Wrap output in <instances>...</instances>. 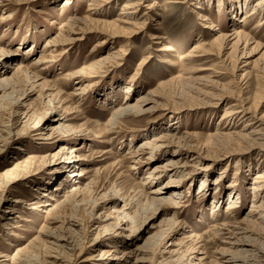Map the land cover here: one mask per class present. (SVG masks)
I'll use <instances>...</instances> for the list:
<instances>
[{
	"label": "rangeland",
	"instance_id": "obj_1",
	"mask_svg": "<svg viewBox=\"0 0 264 264\" xmlns=\"http://www.w3.org/2000/svg\"><path fill=\"white\" fill-rule=\"evenodd\" d=\"M232 1L233 20L230 0H0V177L22 163L0 180L4 264H51L48 253L60 256L52 264H226L256 251L264 264V246L233 244L264 245V218L250 210L264 198L262 184L253 199L264 143L250 116L264 115V23L254 27L264 5L241 22L256 0ZM245 21L244 53L211 42ZM218 94L224 103L211 105ZM237 99L251 112L221 118ZM127 104L144 110L115 116ZM165 131L182 143L157 140ZM173 157L186 163L174 185ZM230 191L239 192L231 213ZM50 231L64 236L59 252L47 248Z\"/></svg>",
	"mask_w": 264,
	"mask_h": 264
},
{
	"label": "bare ground",
	"instance_id": "obj_2",
	"mask_svg": "<svg viewBox=\"0 0 264 264\" xmlns=\"http://www.w3.org/2000/svg\"><path fill=\"white\" fill-rule=\"evenodd\" d=\"M105 1H110V0H105ZM174 1H178V0H174ZM237 2H240V0H236ZM245 1L246 0H244L243 1V4H245ZM66 3V2H65ZM125 5V4H124ZM132 5V4H131ZM262 5H264V0H256V3L254 4V6L253 7H251V9L248 11V14H242V16H241V18H238V20L237 21H244V20H246L247 19V17H249V16H252V15H254V14H258V11L260 10V8H262ZM127 5H125V7H126ZM130 6V5H129ZM128 6V7H129ZM228 8H229V12H230V15H231V20H233V16H235L236 14H238L237 13V9H238V6H237V4H235L233 1L231 2V0H230V4H229V6H228ZM127 9V8H126ZM135 9V8H134ZM254 9H256V10H254ZM134 10H129V11H127L128 13H130V12H133ZM126 13V12H125ZM127 15V14H126ZM203 15V14H202ZM131 16V15H130ZM0 18H2V16H0ZM206 19V18H205ZM120 20H122V19H120ZM72 21V20H71ZM128 21H130V20H128ZM127 21V22H128ZM209 21V20H208ZM204 22H205V20H204ZM210 22V21H209ZM73 23V22H72ZM108 24H111V25H113L114 27L115 26H117V27H115L114 28V30H112L111 32L112 33H114V31L116 32V31H118L119 32V30L118 29H116V28H118V27H120L119 25H117L116 23H115V21H108L107 22ZM264 23V18H260L258 21H257V23L255 24V28H257V27H259L260 25H262ZM207 24H208V22H207ZM71 26H73L72 24H70ZM245 25H246V21L245 22H243V24H242V26L241 27H239V26H233V25H231V26H233V27H231L230 29H225L226 31H222V32H217L218 34H216V36L215 37H213V39L211 40V42H216V41H219V42H221L223 45H229V47H228V50L229 51H234V53H232V54H235V52H241V53H244V48H246L247 47V45L249 44L248 43V41H250V40H252L253 39V37L249 34V33H247V31H246V29H245ZM209 26V25H208ZM215 28V27H214ZM71 31H73V30H71ZM216 33V32H215ZM60 34V33H59ZM110 36H114V35H110ZM66 37V36H65ZM64 37V38H65ZM103 38V37H102ZM66 39V38H65ZM67 39H70V38H68L67 37ZM72 39H75V38H72ZM104 39H106L105 37H104ZM100 42H102V39L101 40H99ZM99 42V43H100ZM253 42V44L254 45H256V46H258L259 45V42L258 41H252ZM251 43V42H250ZM97 44V43H96ZM196 46V45H195ZM200 47L201 45L200 44H198L197 46H196V49H197V47ZM202 48H203V45L201 46ZM195 49V48H194ZM197 50H199V49H197ZM205 50V49H204ZM206 51H208L207 49H206ZM3 53H7V51H4ZM110 53V54H109ZM109 53H107V54H105V55H101V56H99L96 60H95V62L94 63H96V64H98V63H100V62H102V61H104V60H106V59H109V58H111V57H115L116 56V54H114L113 53V51L112 52H109ZM230 53V52H229ZM230 53V55H232ZM109 54V55H108ZM218 54H219V56H221L222 55V53H220V52H218ZM228 54V53H227ZM229 56V55H228ZM233 56V55H232ZM235 56V55H234ZM227 57V56H226ZM229 59H231V56H230V58ZM234 60V59H233ZM235 60H236V58H235ZM235 62V61H234ZM228 63V62H227ZM229 64V63H228ZM234 65V64H233ZM236 65V64H235ZM235 67V66H234ZM14 68V67H13ZM18 66L14 69V70H18ZM216 71V70H215ZM218 72V71H217ZM219 73H221V72H219ZM71 75H73V74H71ZM198 80H200V81H198L199 83H202V84H205L206 82H203V81H201L202 80V77L201 78H197ZM204 79V78H203ZM207 79V78H206ZM208 80V79H207ZM207 80H205V81H207ZM195 83V82H194ZM193 83V84H194ZM208 84V83H207ZM82 89H84L83 87H82ZM130 91V89L128 90V91H125V99H129V96H128V94H126V92H129ZM196 91V90H195ZM77 93H80V92H77ZM106 94V93H105ZM106 95H108V93L106 94ZM110 96V95H109ZM223 96L222 95H219L218 94V96H214V97H210L211 98V101H209L210 102V104L211 105H216L218 102L219 103H224L223 102V100H225V99H223L222 98ZM234 98V97H233ZM240 98V97H239ZM112 99V98H111ZM213 99V100H212ZM243 99V98H242ZM242 99H237V101L239 102V103H234V104H230V105H232V107H229L225 112H224V114L221 116V118L222 117H228V116H231V114H239V113H241V116L243 117L246 113H248L249 111L251 112V107H250V105H248V106H245L246 104H244V102L242 101ZM81 100H83V98L81 99ZM127 101V100H126ZM125 101V102H126ZM236 101V102H237ZM143 103V102H142ZM246 103V102H245ZM261 104V103H260ZM259 104V105H260ZM133 107V108H132ZM134 105L132 106V105H130V104H127V106L125 107V108H123L124 110H122V109H118L119 110V112L117 113V115H115V116H119V117H121V115H131V114H133V113H140V112H142L144 109H142V108H138V106H137V108L136 109H134ZM262 107V106H261ZM256 109V108H255ZM121 110V111H120ZM255 112H256V110H253V112L250 114V116H252L254 119H256L254 122H257L258 120L260 121V123L259 124H257L256 126H258L259 128H257V129H255L256 131H253V133L252 134H255V133H259L260 135H261V139L262 140H259L258 142L259 143H264V125H263V123H264V120H262L263 119V116L264 115H261V114H259V117H256L255 115ZM264 113V112H263ZM114 116V117H115ZM250 120V119H249ZM173 121V120H172ZM111 120L108 122L109 124V126H111ZM250 122V121H249ZM251 123H253V121L251 122ZM253 128H254V126H253ZM110 129V128H109ZM109 129H106L105 131H109ZM216 129H217V127H216ZM102 131V130H101ZM220 132H219V130L218 131H216L215 132V135L217 134H219ZM250 133V132H249ZM249 133H236L235 135H237V136H240L241 138H249L250 137V135H249ZM225 134V133H224ZM228 135H233V134H229V133H227ZM251 134V133H250ZM173 136L172 137V140H174V141H176V142H181V140H179L180 138L179 137H177V136H174L172 133H170V131H165V134L164 135H162V136H160L159 138L157 137V140H161L162 141V139H166L167 137H170V136ZM215 135H213V136H215ZM249 135V136H248ZM0 138H2V137H0ZM255 138V137H254ZM259 138V137H258ZM156 139V138H155ZM153 140V139H152ZM250 140V139H249ZM252 140H254L253 138H252ZM162 143L163 142H161V144H156V146H153V147H158V146H160V145H162ZM182 143V142H181ZM152 145H155V143L154 144H152ZM67 146V145H66ZM66 146L65 145H62V147L61 148H66ZM152 147V148H153ZM181 147V146H180ZM184 149V148H183ZM71 151V150H70ZM33 154H29L28 156L29 157H31ZM177 156V155H176ZM67 157H71V156H67ZM20 161H18V162H16V164H15V166L14 167H11V168H8L6 171H5V173H3L2 175H1V177H0V180H1V182H7L8 180H10L11 179V177H12V175L11 174H16L17 172L19 173V171H20V169L22 168V163H19ZM178 160L177 159H174V157L173 158H169L166 162H165V164H168V165H171L172 167H174V173L175 172H177L178 171V173H179V177L178 178H170V180H169V183L170 184H175L174 182H178L179 180H182L183 179V175L184 174H182V172H183V169H184V165H186V163H183V164H179L178 165ZM17 163H19V164H17ZM183 168V169H182ZM156 169H157V166H156ZM154 170H155V168H154ZM4 171V170H3ZM223 171H225V169H223ZM59 172H60V170H59ZM257 173V172H256ZM218 174V173H217ZM178 175V174H177ZM174 176V175H173ZM255 177H257V184L255 185V186H253L252 185V187H253V191H254V194H253V199H255L254 198V196H255V194H256V192H257V190L259 189L260 190V186L262 187L263 185L262 184H264V172H262V173H259L258 172V174H256V176ZM228 186H232V185H235V182L234 183H230V184H227ZM205 186H206V184H205V180H201V182H200V184H199V187H198V192L200 193V192H203L204 191V188H205ZM42 187V185L41 186H39V189ZM233 187V186H232ZM264 187V186H263ZM232 189V188H231ZM35 190H38V189H35ZM41 190V189H40ZM83 190V189H82ZM232 191V190H231ZM229 192L228 193V197L231 199L230 201H228L227 202V205H226V211H229L230 213H231V211H232V208H234V206L236 205V200H237V198L239 197L238 196V193H236V192H234V193H232V192ZM42 193V192H41ZM77 193L75 192V193H73V194H68L67 195V199H65V202L66 201H68V199L69 198H72L73 196H75ZM258 194V193H257ZM172 195H174V193L172 194ZM178 195V194H177ZM147 199L149 198L148 196H145ZM260 197V196H259ZM264 197V196H263ZM262 197V198H263ZM164 198V197H163ZM162 198V199H163ZM258 197H256V199H257ZM161 198H159V200H160ZM255 199V200H256ZM260 199V198H259ZM167 200H170V199H168L167 198ZM164 201V200H163ZM171 201H173V203H175V201L172 199ZM258 201V200H257ZM255 202V201H254ZM31 203H33L32 201H31ZM251 206H254V208H250V210L251 211H256L257 213H259V214H261L260 215V218H264V198L263 199H260L259 201H258V203L257 204H251ZM249 212V211H248ZM128 215V212H125V213H123V217H125V216H127ZM254 215V214H253ZM246 217H244V218H242V221L243 220H245L246 219V221H249L250 219H249V215L247 214V215H245ZM249 216V217H248ZM251 217H252V214H251ZM259 217V216H258ZM248 218V219H247ZM254 219H256V218H254ZM251 221V220H250ZM260 221V220H259ZM258 221V223H256L257 225H259L258 227H260L261 228V231H263L261 234L262 235H260V236H263V238H264V224H262V222H259ZM263 221V220H262ZM253 222V221H252ZM257 222V221H256ZM255 223V222H254ZM227 224V223H226ZM236 224V223H235ZM254 226V225H253ZM47 231H49V230H47ZM245 231V230H244ZM13 233H14V231H12ZM6 234V233H5ZM48 237H51V239L50 240H47V241H49V242H51V244H54V245H56L55 247H47L48 249H50V250H52V251H55V252H59V249L58 248H60V247H64V236H61V235H58V233H55V232H53V231H50V233H49V236ZM96 239V238H95ZM94 239V240H95ZM237 239V238H236ZM262 240V239H261ZM261 240H259V241H261ZM259 241L257 240V238H255V237H246L244 240H242V239H240V238H238V242H234L233 241V244H235V245H241L240 247H238V250L239 251H246V250H250L251 251V249H248V248H246L245 246L247 245H249V246H252V247H254V248H258L259 250L261 249L260 248V246L258 247V246H256L257 244L258 245H262V247L264 246L263 244H260L259 243ZM254 242V243H253ZM256 242V243H255ZM261 243H263V242H261ZM35 245V244H34ZM32 248V247H34V246H31V245H27V248L28 249H30V248ZM18 248V247H17ZM253 248V249H254ZM18 249H20L21 251L22 250H26V246L24 245L23 247H19ZM17 250V249H16ZM19 250V251H20ZM258 250V251H259ZM31 251V250H30ZM105 249H103L102 248V254H106L105 253ZM33 252V251H32ZM257 252V251H256ZM254 253L255 255H252V256H249L248 254L247 255H244L245 253L243 252L242 254L240 253V254H238L237 253V255H231L230 254V256H226V264L227 263H234V262H236L237 260H241V262L243 263V262H245L246 264H261V260L259 259V255L257 254V253ZM262 252V251H261ZM28 253H30V252H28ZM101 253V252H100ZM107 254H108V252H107ZM250 254V253H249ZM16 255V254H15ZM47 255H50V257H52L49 261H47V262H50L51 264H52V262H55V259L57 258V257H60V256H57V255H52V254H47ZM101 255V254H100ZM2 256H5V254H0V264H4V262L6 261V259L7 258H5V257H2ZM32 256V255H31ZM34 256V255H33ZM29 258V257H28ZM40 258V257H39ZM15 260H17L20 264H25V263H30V264H33V262H35V261H33V258L31 257V258H29V259H23V258H21L20 256H15L14 258H12V257H10V261H11V263L13 264V262L15 261ZM42 261V260H41ZM37 262V261H36ZM118 262L116 261V260H114L113 262H111V263H109V264H117Z\"/></svg>",
	"mask_w": 264,
	"mask_h": 264
}]
</instances>
